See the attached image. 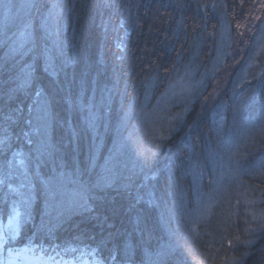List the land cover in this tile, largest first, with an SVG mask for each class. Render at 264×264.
<instances>
[{"label":"trees","instance_id":"16d2710c","mask_svg":"<svg viewBox=\"0 0 264 264\" xmlns=\"http://www.w3.org/2000/svg\"><path fill=\"white\" fill-rule=\"evenodd\" d=\"M262 24L264 0H0L4 246L264 264V51L234 84Z\"/></svg>","mask_w":264,"mask_h":264},{"label":"rangeland","instance_id":"374dc122","mask_svg":"<svg viewBox=\"0 0 264 264\" xmlns=\"http://www.w3.org/2000/svg\"><path fill=\"white\" fill-rule=\"evenodd\" d=\"M261 29L256 35L252 46H250V51L245 59V62L239 72L235 77V88H238L247 78L248 70L256 63L257 56L264 51V26L260 25ZM219 32V37L216 45V54L214 58V64L218 65L221 58L225 54L227 47L230 42V33L225 22L222 23ZM127 35L126 32H124ZM23 175L19 174L18 181H23ZM15 207L11 210V215L9 216L6 224L1 228L0 231V264H88L86 261L81 262H70V261H59L57 259H49L44 257H33L26 255L23 252L14 253L15 251L7 252L3 248L4 238L3 235H8L10 238H16L20 229L19 215Z\"/></svg>","mask_w":264,"mask_h":264}]
</instances>
